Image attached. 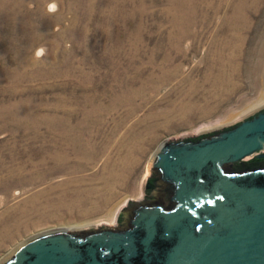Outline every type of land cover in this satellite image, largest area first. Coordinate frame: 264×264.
Returning a JSON list of instances; mask_svg holds the SVG:
<instances>
[{
  "label": "rangeland",
  "instance_id": "rangeland-1",
  "mask_svg": "<svg viewBox=\"0 0 264 264\" xmlns=\"http://www.w3.org/2000/svg\"><path fill=\"white\" fill-rule=\"evenodd\" d=\"M244 1L0 0V264L41 234L118 228L165 141L264 109L252 56L217 54L226 23L264 28Z\"/></svg>",
  "mask_w": 264,
  "mask_h": 264
},
{
  "label": "water",
  "instance_id": "water-1",
  "mask_svg": "<svg viewBox=\"0 0 264 264\" xmlns=\"http://www.w3.org/2000/svg\"><path fill=\"white\" fill-rule=\"evenodd\" d=\"M261 159L264 109L167 140L150 167L165 185L163 203L147 204L155 189L147 178L141 201H128L118 216V228L128 229L41 234L3 264H264V167H250Z\"/></svg>",
  "mask_w": 264,
  "mask_h": 264
},
{
  "label": "bare ground",
  "instance_id": "bare-ground-1",
  "mask_svg": "<svg viewBox=\"0 0 264 264\" xmlns=\"http://www.w3.org/2000/svg\"><path fill=\"white\" fill-rule=\"evenodd\" d=\"M256 0L244 1L254 5ZM236 13L237 10L231 11ZM225 39L219 43L217 51L218 58L223 62H234L240 60L241 62L246 59L250 54L256 63L255 70L260 74V82L264 83V28L261 29L258 35L251 37V26L243 25L238 20L228 22L225 25ZM254 34V33H253ZM248 59V58H247ZM243 63V62H242ZM252 66V65H251ZM264 86V85H263ZM260 106H264V89L260 97ZM208 130L207 128L202 131ZM117 141V140H116ZM76 228H83V226H75ZM74 228V227H72ZM71 228V229H72ZM69 232V231H67Z\"/></svg>",
  "mask_w": 264,
  "mask_h": 264
},
{
  "label": "flooded vegetation",
  "instance_id": "flooded-vegetation-1",
  "mask_svg": "<svg viewBox=\"0 0 264 264\" xmlns=\"http://www.w3.org/2000/svg\"><path fill=\"white\" fill-rule=\"evenodd\" d=\"M250 167H264V159H261V161H259V162L252 163L250 165ZM235 169H237V170H243L244 167L237 165V167ZM151 179H152L151 180V183H152V185L154 186V188L156 190L154 189L152 194H149L148 193V195L150 196L149 198H151V200H149L147 202V204H149V205H155L156 203L157 204L163 203L162 194H161L160 191L165 187V185L164 184H161L158 181V176H156V175H154L153 177H151ZM127 212H130V210H128ZM121 225H122L121 228H118V229H128L129 228V225L126 222L125 223H122L121 222Z\"/></svg>",
  "mask_w": 264,
  "mask_h": 264
}]
</instances>
